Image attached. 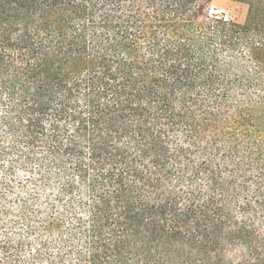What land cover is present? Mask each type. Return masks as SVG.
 <instances>
[{
  "label": "trees",
  "instance_id": "obj_1",
  "mask_svg": "<svg viewBox=\"0 0 264 264\" xmlns=\"http://www.w3.org/2000/svg\"><path fill=\"white\" fill-rule=\"evenodd\" d=\"M208 1L0 0V264H264V0Z\"/></svg>",
  "mask_w": 264,
  "mask_h": 264
},
{
  "label": "rangeland",
  "instance_id": "obj_2",
  "mask_svg": "<svg viewBox=\"0 0 264 264\" xmlns=\"http://www.w3.org/2000/svg\"><path fill=\"white\" fill-rule=\"evenodd\" d=\"M247 11L248 5L243 2L234 0H210L204 4L201 17L208 18L213 16H219L239 23H244L246 20ZM28 177V173L19 172V175L15 181L27 183ZM18 190L19 187H17V185L15 184L14 189L10 192L8 190H4V192L8 195L7 197L8 200H10V203L15 200Z\"/></svg>",
  "mask_w": 264,
  "mask_h": 264
}]
</instances>
